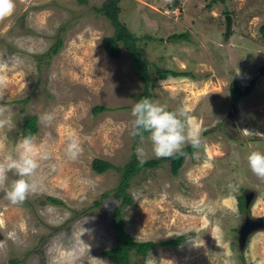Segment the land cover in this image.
I'll return each mask as SVG.
<instances>
[{"label":"rangeland","instance_id":"1","mask_svg":"<svg viewBox=\"0 0 264 264\" xmlns=\"http://www.w3.org/2000/svg\"><path fill=\"white\" fill-rule=\"evenodd\" d=\"M105 1L14 0L12 14L0 20V119L8 121L0 127V162L15 155L27 115L37 118L32 137L51 153L37 170L36 191L22 204L5 195L14 172L0 187V264H112L102 251L115 242L112 211L119 200L113 192L120 172L114 167L132 153L137 158L140 140L130 135L133 94L143 84L123 46L119 57L101 46L113 33L101 9ZM118 6L120 22L138 39L150 99L170 109L187 106L192 123L203 129L201 147L185 154L177 174L161 160L129 180L125 231L136 241L183 236L177 246L151 248L142 264H264V228L243 247L237 239L246 209L264 217V180L247 162L251 151L264 152V37L258 29L264 0H118ZM178 33L186 37H172ZM252 78V91L233 102L229 84ZM95 106L103 109L95 112ZM47 112L55 114L51 124L41 120ZM69 133L83 149L75 160L65 153ZM142 146L146 159L156 158L147 133ZM94 158L114 167L96 173ZM250 190L245 209L240 196ZM135 259L131 251L129 264Z\"/></svg>","mask_w":264,"mask_h":264},{"label":"clouds","instance_id":"2","mask_svg":"<svg viewBox=\"0 0 264 264\" xmlns=\"http://www.w3.org/2000/svg\"><path fill=\"white\" fill-rule=\"evenodd\" d=\"M14 0H0V20L10 16L14 11ZM5 83V78L0 75V86ZM0 91V100L3 99ZM5 111L0 107V114ZM191 109L180 106L170 109L165 103L144 97L132 107V128L130 135L138 137L141 146L137 148V158L141 165L146 162V151L142 146L147 133V140L151 142L152 152L156 158L171 157L182 154L186 145L194 149L201 147L203 129L192 123L189 116ZM55 119L54 112L44 113L41 120L51 124ZM6 119H0V127L7 124ZM81 143L75 133H69L65 153L69 159L75 160L82 152ZM51 153L46 143H36L35 137H26L15 149V155L9 154L0 162V187H4L8 180V173L14 172L17 177L5 191L6 198L12 204H22L32 192L37 189V170L41 161L48 160ZM248 167L259 179L264 180V152L251 151L247 156ZM209 211H212L209 208ZM146 264H154L153 260Z\"/></svg>","mask_w":264,"mask_h":264},{"label":"trees","instance_id":"3","mask_svg":"<svg viewBox=\"0 0 264 264\" xmlns=\"http://www.w3.org/2000/svg\"><path fill=\"white\" fill-rule=\"evenodd\" d=\"M101 9L105 16L109 19L113 26V33L109 36H105L101 40L102 48L112 57H119L121 55L120 47L123 46L130 58H131V68L132 71L137 75L139 80L143 84V89L140 93L133 94L135 97V103L144 97L151 98V93L148 88L149 79L147 75V68L145 65V60L140 54L136 46V41L138 40L134 37L129 30L126 28L124 24H122L118 18V13L120 7L118 6V0H106ZM259 33L264 37V24L259 26ZM172 37L175 38H184L186 37L185 33H178L172 34ZM61 45V40L59 39L57 43L52 48L53 52H57L59 46ZM261 71L264 72V65L260 68ZM165 74H173L176 73L170 70H162L160 71ZM164 77V76H163ZM256 79L252 78L249 81L239 84L236 80L232 81L229 84V94L231 100L233 102L238 101L241 97L249 94L254 85ZM102 106H95L93 111L98 112L102 110ZM38 129L37 118L35 115H27L22 128H21V136L25 139L26 137L33 136ZM194 148L191 145H186L183 150L182 154H176L171 157H164V158H151L146 159V162L141 165L136 158L135 154H131V158L129 161L125 162L121 167H114L110 162L94 158L91 162V168L96 173H101L106 171L108 168L114 167L117 171L120 172V179L118 181L117 186L114 189L113 197L119 200L118 204L114 206L112 215H113V225L115 228V242L109 248L102 251V254L107 257L112 264H129L131 251L134 255L138 257L135 259L137 264H142L143 259L146 253L156 245H169V246H177L183 240V236L179 235L175 238H170L164 241H136L132 238V236L127 233L122 224V206L129 205L132 202L131 196L128 194L126 188L128 186L130 178L140 172L142 169L146 168H154L157 166L161 160H168L170 163V169L172 174H177L179 168L181 167L184 157L186 153H191ZM121 169V170H120ZM107 193H103L102 196H107ZM101 196V197H102ZM51 202H56L57 200L53 197H48ZM243 196H240L239 205L244 207L243 203ZM100 200H96L95 204H97ZM14 262L13 259L9 261V264Z\"/></svg>","mask_w":264,"mask_h":264},{"label":"water","instance_id":"4","mask_svg":"<svg viewBox=\"0 0 264 264\" xmlns=\"http://www.w3.org/2000/svg\"><path fill=\"white\" fill-rule=\"evenodd\" d=\"M226 25L227 28L230 25V19L229 16H226ZM245 196V209L248 207L251 198L253 197V191L250 190L249 192L244 194ZM245 216L238 226L237 229V239L240 247H243L249 237V235L254 232L255 230L264 228V217L262 216H251L248 212V210H245Z\"/></svg>","mask_w":264,"mask_h":264},{"label":"flooded vegetation","instance_id":"5","mask_svg":"<svg viewBox=\"0 0 264 264\" xmlns=\"http://www.w3.org/2000/svg\"><path fill=\"white\" fill-rule=\"evenodd\" d=\"M243 195H244V193H243ZM244 198V197H243Z\"/></svg>","mask_w":264,"mask_h":264}]
</instances>
